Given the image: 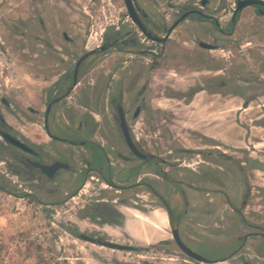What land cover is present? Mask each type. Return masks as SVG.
Instances as JSON below:
<instances>
[{
  "label": "flooded vegetation",
  "instance_id": "obj_1",
  "mask_svg": "<svg viewBox=\"0 0 264 264\" xmlns=\"http://www.w3.org/2000/svg\"><path fill=\"white\" fill-rule=\"evenodd\" d=\"M130 1L131 13L121 0V15L94 46L77 33L70 15L46 22L33 10L27 37L43 42L40 52L33 53L40 71L35 79L41 83L35 89H27L17 77L15 45L0 42V189L26 198L47 215L76 195L74 213L57 221L89 244L101 264H264V216L259 210L264 204L255 208L252 200L264 198V177L257 189L249 181V172L264 176V147L262 154L235 156L223 149L221 140L218 144L216 137L200 133L193 146L161 152L158 139L146 137L142 128L137 134L134 124L147 108L153 111L150 80L176 55L177 33L185 32L206 52L225 45L239 52L251 44L244 40L257 39L260 53L252 51L250 61L263 70L264 0L241 8L250 0ZM184 39L182 46H189ZM242 62L231 59L230 67L217 63L196 70L211 72L216 81L188 89L184 100L191 103L200 92L219 98L241 95L246 107L264 95V73L261 79ZM245 71L251 84L240 89ZM123 172L129 178L115 176ZM70 177L84 182L63 191ZM159 213L168 229L147 241L135 218L155 223ZM171 216L186 247L185 241L226 232L237 245L214 259L188 247L207 259L198 260L177 245ZM144 252L159 259L150 261Z\"/></svg>",
  "mask_w": 264,
  "mask_h": 264
},
{
  "label": "rangeland",
  "instance_id": "obj_2",
  "mask_svg": "<svg viewBox=\"0 0 264 264\" xmlns=\"http://www.w3.org/2000/svg\"><path fill=\"white\" fill-rule=\"evenodd\" d=\"M33 10H36V16H42L46 22L62 13L63 16L70 15L77 33L86 37L87 45L94 46L99 44L104 29L121 15L123 5L121 0H0V42L6 41L10 46L15 45L13 57L19 65L17 77L20 82L27 84V89H35L41 85L39 80L35 79L40 76V71L32 59L33 53L40 52L38 48L43 42L31 41L27 37L28 17ZM185 36H188L185 32L176 34V41L180 40L175 49L176 55L164 61L152 74L149 100L152 99L150 105L153 106V111L149 112L150 108H147V112L134 122L136 133H140L142 128L146 137L158 139L161 152H166L171 147L193 146L197 143L200 133H206L216 137L218 144L222 142L223 149L231 155L262 154L260 150L264 147V95L255 98L244 108L242 103L245 98L241 95L219 98L200 92L190 99L191 103L183 98L188 89L200 83L210 86L216 81L211 72L196 70L205 66L215 68L217 63L230 67L231 59H240L241 62L245 60L247 64L243 67L255 70L252 74L261 78L260 73H264V67L261 70L250 61L252 51L260 53L257 50L261 47L257 45L258 40H244V43L251 44L239 52L231 49V45H225L223 50L206 52ZM181 37L183 38L180 39ZM183 39L189 46H182ZM235 53L237 55L232 56ZM227 55L230 60H226ZM248 77L249 73L245 71L238 83L240 89L251 84L248 83L251 81ZM236 88L235 91L239 90ZM231 89L232 85L229 84L226 90ZM115 176L120 180L129 178L125 172ZM263 177L261 172H249V181L256 189V185L263 182ZM89 181L91 180L88 179L85 189H89ZM83 182L82 177L67 178L63 182L62 190L69 191ZM0 185L3 184L0 182ZM3 191L12 193L9 189ZM16 197L19 199L7 200L3 193L0 197V264H101L90 252L89 244L76 238L57 221V218L74 213L76 195L55 212L53 210V214L48 215L26 198ZM252 200L255 208H258V203L264 204V198ZM259 210L260 216L263 217V205ZM157 217L155 223L149 219L135 218L147 241L155 240L158 234H164L163 230L168 229L165 216L159 213ZM154 224L159 229H156ZM185 243L196 253L214 259L233 250L237 240L226 232L219 236H203ZM112 254L126 256L127 260L134 259L131 258L132 254ZM144 255L150 261L159 259L158 255L152 252H144Z\"/></svg>",
  "mask_w": 264,
  "mask_h": 264
},
{
  "label": "water",
  "instance_id": "obj_3",
  "mask_svg": "<svg viewBox=\"0 0 264 264\" xmlns=\"http://www.w3.org/2000/svg\"><path fill=\"white\" fill-rule=\"evenodd\" d=\"M125 4H126V7L127 9L129 10V12L131 13L132 11V5H131V1L130 0H124ZM250 3H263V2H260V1H256V0H250V1H247V2H244L242 3V5H239L238 8H241L243 5H246V4H250ZM200 45L202 47H205V48H210V45L208 44H205V43H200ZM171 222H172V225H173V237L177 243V245L189 256H192L198 260H202V261H207V259L203 258L202 256L192 252L188 247H186L182 241L180 240L179 236H178V233H177V229H176V225H175V222H174V219L173 217L171 216Z\"/></svg>",
  "mask_w": 264,
  "mask_h": 264
},
{
  "label": "built area",
  "instance_id": "obj_4",
  "mask_svg": "<svg viewBox=\"0 0 264 264\" xmlns=\"http://www.w3.org/2000/svg\"><path fill=\"white\" fill-rule=\"evenodd\" d=\"M1 193H0V197H1V194H5L6 195V199L8 200L9 198H11L12 200L14 199H19L16 197L15 194H12V193H7V192H4L2 189H0Z\"/></svg>",
  "mask_w": 264,
  "mask_h": 264
},
{
  "label": "trees",
  "instance_id": "obj_5",
  "mask_svg": "<svg viewBox=\"0 0 264 264\" xmlns=\"http://www.w3.org/2000/svg\"><path fill=\"white\" fill-rule=\"evenodd\" d=\"M40 261V260H39Z\"/></svg>",
  "mask_w": 264,
  "mask_h": 264
}]
</instances>
